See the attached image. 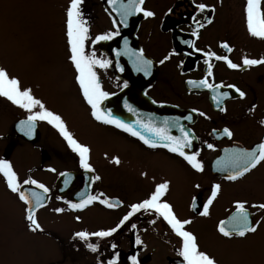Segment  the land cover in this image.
<instances>
[{"label": "flooded vegetation", "instance_id": "flooded-vegetation-1", "mask_svg": "<svg viewBox=\"0 0 264 264\" xmlns=\"http://www.w3.org/2000/svg\"><path fill=\"white\" fill-rule=\"evenodd\" d=\"M60 1L64 10L56 27L64 37V76L69 82L68 89L73 92L70 97L78 114L58 115L73 137L90 148L89 163L93 171L80 166L78 154L69 147L59 130L47 121H36L33 135L27 136L18 128L19 122L27 118V111L17 110L10 101L13 112L20 113L4 115L0 112V117L10 118L9 122L3 119L7 128L4 132L1 130L2 119L0 121V141L4 146L0 159L18 164L16 173L21 186L26 185L24 180L34 179L49 189V199L36 215L46 209L59 218L69 215L78 223L66 224L60 232L47 234L51 243L48 249L50 259L46 264H107L116 253H119L118 264H132L130 257L133 255L137 256L139 264H184L179 256L182 239L162 217L151 211L135 213L112 236L91 237L88 241L74 238L77 231L115 227L132 204L150 196L151 191L144 190L146 181L142 175L133 171L135 160L162 176V182H169V189L162 199L173 206L178 218L191 221L185 229L196 236L201 251L213 256L218 264H231L226 256L214 254L212 247L249 245L253 252L248 253L247 263L260 264L256 258L259 255L257 242L264 241V209L253 206L264 203V161L236 180L227 179L231 174L229 168L217 165V161H227L233 149L251 150L264 142V63L243 64L245 56L264 59V38L248 32L247 0H144L142 7L155 15L146 17L142 12H135L127 17L126 24L116 9L127 0H117L116 4L109 3V0H82L81 11L89 28L85 51L95 52L98 59L111 61L107 68H94L101 87L110 94L102 102V107L108 101L114 116L132 123L150 139L152 134L146 132L138 120L161 126L167 119L170 125H183L192 138L191 146L185 151L199 153L197 158L203 164V171L192 168L183 157L167 148L150 147L139 137L93 117L91 106L76 79L78 73L69 59L66 9L70 0ZM199 3H205L209 8L201 12L196 7ZM209 19L211 23L207 22ZM194 20L204 26L198 27ZM117 30L119 35L111 40L93 43L97 35ZM194 31L198 35H193ZM224 43L232 51L222 47ZM141 50L143 57L152 62L147 75L138 71L135 63L136 54ZM207 51L227 56L241 67L230 68L225 61L213 57L210 60L212 75L208 76L205 63L208 57L204 55ZM166 56L169 58L165 60ZM206 77L209 83L218 87L210 89L189 83ZM237 88L244 93L243 96L236 91ZM225 92L228 95L218 102L213 99ZM121 95L119 104L117 99ZM126 104L133 111L130 112ZM78 127H82L80 133ZM225 128L232 132L231 137L224 135ZM81 134L90 139L82 138ZM171 134L179 136L181 132L178 127H172ZM208 144L213 148H208ZM23 154L29 160L33 155L38 156L36 161L27 163L24 171L20 167ZM117 158L119 163L115 162ZM51 168L56 171H50ZM137 168L140 173V167ZM31 173L34 178L29 177ZM61 173H65V177L62 178ZM95 176L100 179L94 180ZM0 178L6 182L2 173ZM215 184H220V191L210 206L209 215L202 216L203 204ZM131 190L138 194L137 197H129ZM81 193L102 194L101 199L121 203L119 207L108 208L95 201L84 209H70L67 201L79 202ZM237 201L246 202L250 222L257 226V230L244 237H225L219 232V223L229 220L236 212ZM56 208L64 211L56 212ZM84 215L90 222L81 223ZM137 236L141 244H136ZM87 243L99 244V250L92 252L86 247ZM113 243L115 249L111 248Z\"/></svg>", "mask_w": 264, "mask_h": 264}, {"label": "snow or ice", "instance_id": "snow-or-ice-1", "mask_svg": "<svg viewBox=\"0 0 264 264\" xmlns=\"http://www.w3.org/2000/svg\"><path fill=\"white\" fill-rule=\"evenodd\" d=\"M109 3L116 4L117 0H109ZM82 0H70V4L66 9V35L67 42L70 46V56L69 59L75 67L78 73L76 79L79 82L80 88L82 89L83 96L87 103L91 106L93 117L105 124L115 125L117 128L123 129L125 132L131 133L133 136L139 137L146 145L150 147L162 146L167 148L170 152L177 153L179 156L183 157L184 160L191 165L192 168L197 171H203V164L197 158L199 156L198 152H192L189 154L185 151L186 148L190 147L192 144V138L189 133L185 130L183 125L178 123L169 124L166 119L164 124L157 126L151 121L145 123L144 121L138 120L137 123L141 124L146 132L151 133L153 138H149L143 132L138 131L132 123H126L124 120L114 116L112 111L105 110L102 107V102L110 95L108 92L104 91L101 87L100 81L97 77L94 68L99 66L100 68H107L111 63L110 60L98 59L95 52L87 53L85 51V43L88 40L89 28L87 22L83 19V14L81 11ZM144 0H127V3H121L119 8L116 9L121 18L122 22L126 24L127 17L135 12H142L146 17H152L155 15L154 12L150 10H145L142 5ZM264 0H247L246 3V19H247V29L248 32L259 38H264V8H262ZM196 7L201 11H205L209 6L205 3H199ZM215 11L214 8L211 9ZM171 11V9H169ZM194 22L198 27H203L199 21ZM211 23V19L207 21ZM119 35V31L106 32L95 37V41H106L111 40L114 36ZM193 35H198V32L194 31ZM185 43H190L185 41ZM222 47L227 48L229 51L232 49L227 43L222 44ZM200 51V49H197ZM119 55V53H117ZM171 55V54H170ZM208 59L205 61L207 64V75H212V64L210 60L215 57L217 60L225 61L230 68H239L241 65L234 63L227 56H219L215 52L207 51L204 53ZM166 56L164 59H168ZM163 63L164 61H160ZM137 70L144 71L145 74H150L149 69L151 66V61L143 57L142 50L140 53L136 54ZM264 63V59H250L247 56L243 59L244 65H256ZM190 84H199L203 87L210 89H216L218 86L208 82L207 77L200 81H189ZM125 86H127L125 84ZM234 87V86H229ZM241 96L244 95L240 89H236ZM228 93H219L214 96L213 99L217 102L221 97L227 96ZM0 97H5L11 101L14 105L25 109L28 112L27 118L19 122L18 128L27 136H32L35 129L36 121H47L49 124L57 128L60 134L67 140L69 147L78 154L80 166L86 170L93 171L92 165L89 163V153L90 148L77 141L72 133L67 130L65 122L55 112L49 110L44 103L37 99L30 88H22L21 82L18 78L9 75L5 68L0 67ZM128 110L131 112L133 108L126 104ZM223 110V109H221ZM193 111H196L193 109ZM203 115V113H201ZM191 119V116L188 117ZM178 127L181 135L175 136L171 134V128ZM224 135L229 137L232 136V132L225 128L223 130ZM208 148H213L212 144L207 145ZM227 151V150H226ZM232 155L227 161H217L218 166H224L230 169L231 174L227 176L229 180H236L238 177L243 176L246 172L250 171L257 164L264 161V142L259 143L256 148L251 150L246 149H233ZM119 163V159L115 160ZM50 171L55 172V168H51ZM0 173L6 179L7 187L13 192L17 193L19 199L23 201L27 208V220L32 226V230L41 229L35 217V209L41 207L43 204V195L40 192L31 190L26 192L22 190V186L17 173L13 170L10 161L6 159H0ZM65 175V173H61ZM94 180H99V176L93 177ZM67 183V181H65ZM23 184L36 185L37 188L42 189L43 193H47L49 189L43 184L39 183L34 179H26ZM199 187V185H197ZM220 184H215L212 187L211 194L208 196L207 201L203 204V211L200 212L202 216L209 215V209L213 201L216 199L219 191ZM169 189V182L164 181L155 186V190L151 192L147 199L142 200L139 203H134L130 206V210L126 215L119 221L115 227L108 229H100L97 231L89 232L87 230H81L74 233V238H78L83 241H88L91 237L104 238L112 236L126 221L129 220L135 213L143 211H151L162 217L170 226L175 234L182 239V246L179 249V256L183 258L184 264H218L217 260L209 255L205 251L199 249L196 236L185 229V226L190 224L191 221L188 219H180L177 217L173 210V206L162 198L165 196ZM101 195H91L81 193L79 202L67 201L68 207L70 209H84L88 205H91L95 201H99L101 204L106 205L108 208H116L120 206V201H112L111 199H101ZM59 199V197H58ZM246 202L237 201L235 204L236 212L227 221H220L219 232L225 237H231L233 235L244 237L249 232H255L257 226H254L249 219V212L245 207ZM196 207L195 198L193 199V208ZM253 207H259L264 209V203L259 205H254ZM56 212H63V208H56ZM77 220L80 217H76ZM258 223V222H257ZM133 228L136 227L135 224L132 225ZM42 230V229H41ZM136 244H141L139 236L136 237ZM86 247L92 252H97L99 250V244L97 243H87ZM111 248L115 249L116 245L113 243ZM119 253H116L111 259L107 261V264H118ZM132 264H139L137 256L133 255L130 257ZM103 264V262H101Z\"/></svg>", "mask_w": 264, "mask_h": 264}, {"label": "rangeland", "instance_id": "rangeland-1", "mask_svg": "<svg viewBox=\"0 0 264 264\" xmlns=\"http://www.w3.org/2000/svg\"><path fill=\"white\" fill-rule=\"evenodd\" d=\"M59 4L60 0H0V67L5 68L10 76L18 78L22 88H30L32 94L49 110L56 114H78L70 97L73 92L68 89L69 82L67 76H64L65 43L63 35L56 27L59 26L58 17L64 8ZM1 99L3 101L0 102V112H4V115L20 113L13 112L7 98ZM14 107L26 111L17 105ZM1 119V130L4 132L7 128L3 119L9 122L10 118L0 117V121ZM81 131L82 127H78L77 132ZM74 135L80 137L78 134ZM81 137L90 139L83 134ZM2 149L4 146L0 141V151ZM23 156L20 165L23 171L30 160L38 159L37 155H33L30 160L27 155ZM11 165L17 172L18 164ZM133 165H136L133 168L134 173L142 175L146 181L144 190L152 192L155 186L162 182L163 177L153 173L147 165L138 160H135ZM29 177L34 178V175L31 173ZM137 195L132 190L129 193L130 198ZM24 215V204L18 194L13 193L3 178H0V264H46L50 259L48 249L51 243L47 234L60 232L63 226L69 223L78 224L69 215L59 218L42 209L36 215L42 230L33 231L24 220ZM88 222L90 219L84 215L81 223ZM257 245L259 255L256 258L260 264H264V241L257 242ZM212 252L226 256V260L231 264H249L248 253L253 251L249 245H245L241 248L215 246L212 247Z\"/></svg>", "mask_w": 264, "mask_h": 264}, {"label": "water", "instance_id": "water-1", "mask_svg": "<svg viewBox=\"0 0 264 264\" xmlns=\"http://www.w3.org/2000/svg\"><path fill=\"white\" fill-rule=\"evenodd\" d=\"M121 98H122V95L119 97V99H117L118 102H119V104H120V102H121ZM107 103H108V101H106V102L104 103L103 108H104L105 110H109V109L111 110L112 107H111V106H108ZM170 111H172V110H170ZM61 177L63 178V177H65V176L62 175ZM60 180H61V179H60ZM60 180H59V181H60ZM59 184H60V183L58 182V186H59ZM22 190H24V191H26V192H30L31 190H35V191H37V192H40V193L43 195V197H44L42 206H44V205L47 203L48 199H49V198H48V194H47V193H46V194L43 193V190L37 188L36 185H31V184H29V185H27V186H24V187L22 188ZM42 206H41V207H42ZM27 208H28V205H27ZM38 208H40V207H38ZM38 208L35 209V212L37 211Z\"/></svg>", "mask_w": 264, "mask_h": 264}]
</instances>
